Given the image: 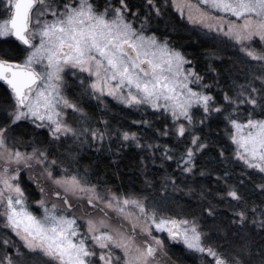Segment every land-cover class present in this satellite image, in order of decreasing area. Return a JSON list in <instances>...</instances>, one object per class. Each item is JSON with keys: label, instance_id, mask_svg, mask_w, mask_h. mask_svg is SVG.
<instances>
[{"label": "snow or ice", "instance_id": "obj_1", "mask_svg": "<svg viewBox=\"0 0 264 264\" xmlns=\"http://www.w3.org/2000/svg\"><path fill=\"white\" fill-rule=\"evenodd\" d=\"M186 259L264 264V0H0V264Z\"/></svg>", "mask_w": 264, "mask_h": 264}, {"label": "trees", "instance_id": "obj_2", "mask_svg": "<svg viewBox=\"0 0 264 264\" xmlns=\"http://www.w3.org/2000/svg\"><path fill=\"white\" fill-rule=\"evenodd\" d=\"M189 51H191V49H189ZM128 155L130 156L131 155V150L129 151ZM108 161H107V157H102L99 161V167H100V170H101V174L103 173L104 171V164H106ZM83 164H88V163H92L93 164V167L95 169L96 167V164H97V161L93 159V154L88 151L84 154V159L82 161ZM129 163V160L128 159H125L123 162H122V165H121V168H122V173H123V181H115V184L116 185H121L122 184V190H133V189H139L140 187V181L138 179H136V177L138 176V173L136 172L135 168L134 167H124L125 164H128ZM168 164H171V167H167V164H166V169L168 172H172L174 169H175V163L174 162H168ZM150 167L151 164H150ZM212 167L214 168H221L223 167L222 165H215L213 164ZM237 171H239L237 169ZM163 170L161 171V174H162ZM218 174L217 172H213V177L212 178H198L200 179L205 185H208V184H211L212 187H216L215 183H214V176ZM105 179H109V177H105ZM187 198L184 197L181 199V203H183ZM193 203H195V201H193ZM221 209L224 208V205L221 204L220 205ZM172 251L174 253H178L179 252V248L177 247H174L172 249ZM192 263L190 259H186L185 261V264H190Z\"/></svg>", "mask_w": 264, "mask_h": 264}, {"label": "rangeland", "instance_id": "obj_3", "mask_svg": "<svg viewBox=\"0 0 264 264\" xmlns=\"http://www.w3.org/2000/svg\"><path fill=\"white\" fill-rule=\"evenodd\" d=\"M190 264H192V263H190Z\"/></svg>", "mask_w": 264, "mask_h": 264}]
</instances>
